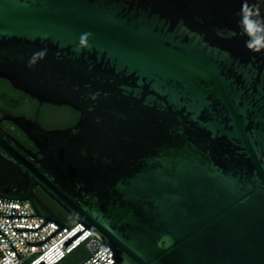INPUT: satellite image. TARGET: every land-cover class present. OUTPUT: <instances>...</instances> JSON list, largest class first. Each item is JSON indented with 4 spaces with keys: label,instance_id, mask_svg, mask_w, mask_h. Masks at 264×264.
Wrapping results in <instances>:
<instances>
[{
    "label": "water",
    "instance_id": "95a60500",
    "mask_svg": "<svg viewBox=\"0 0 264 264\" xmlns=\"http://www.w3.org/2000/svg\"><path fill=\"white\" fill-rule=\"evenodd\" d=\"M1 78L81 114L5 111L38 151L0 119V197L36 212L0 217L60 225L27 244L70 228L39 188L112 264H264V0H0Z\"/></svg>",
    "mask_w": 264,
    "mask_h": 264
},
{
    "label": "built area",
    "instance_id": "2783aa9c",
    "mask_svg": "<svg viewBox=\"0 0 264 264\" xmlns=\"http://www.w3.org/2000/svg\"><path fill=\"white\" fill-rule=\"evenodd\" d=\"M7 214H36V212L29 201H9L0 197V215ZM45 221V218L39 216L0 217V229L9 239L0 233V264H64L63 260L66 255L83 244L86 245L88 257L81 264H112L115 261L111 258L113 251L110 247L103 249L102 240L81 223L68 225L69 229L64 227L42 245H29L26 240L30 242L44 240L60 225L50 221L37 231H17L14 229V227L38 228ZM83 230L84 232L76 237L70 245L67 247L64 245L63 242L68 238ZM10 241L22 258L19 259Z\"/></svg>",
    "mask_w": 264,
    "mask_h": 264
},
{
    "label": "trees",
    "instance_id": "16d2710c",
    "mask_svg": "<svg viewBox=\"0 0 264 264\" xmlns=\"http://www.w3.org/2000/svg\"><path fill=\"white\" fill-rule=\"evenodd\" d=\"M6 94V96H5ZM7 110L14 115H25L33 120L39 121L45 128H65L59 119L54 118V109L50 104L41 103L37 99L30 97L28 94L17 90L13 87L10 81L6 79H0V113ZM3 128L17 137V139L24 144L27 148L33 151H38L36 145L28 138V136L13 122H2ZM37 191L46 199L51 200L41 189L37 188ZM52 201V200H51ZM55 210L60 212L63 210L54 202ZM68 219L65 221L68 225H74L75 220L65 211H62ZM88 257V251L86 245L83 244L71 253H68L64 258V264H81Z\"/></svg>",
    "mask_w": 264,
    "mask_h": 264
},
{
    "label": "flooded vegetation",
    "instance_id": "af4514ba",
    "mask_svg": "<svg viewBox=\"0 0 264 264\" xmlns=\"http://www.w3.org/2000/svg\"><path fill=\"white\" fill-rule=\"evenodd\" d=\"M5 96H6V94H5ZM47 104H49V103H47ZM50 105L54 109V112H55L54 118L59 119L63 124L66 125V127H69V126L76 124L78 122L80 116H81L79 111L75 110L74 108H72L69 105H53V104H50ZM5 111H7V110H4L3 112H5ZM3 116H4V113H0V119H2V122L8 121V120H4ZM2 122H1V124H2ZM51 200H47V201L51 202L55 208L54 201L53 200L51 201ZM58 207H60V206L58 205ZM56 211L59 214L63 215L64 219L65 218L68 219V217L65 216L62 212L64 210H62L61 212L59 210H56Z\"/></svg>",
    "mask_w": 264,
    "mask_h": 264
}]
</instances>
